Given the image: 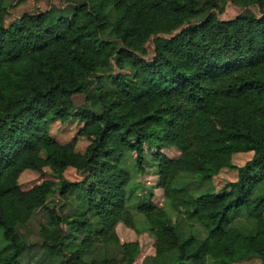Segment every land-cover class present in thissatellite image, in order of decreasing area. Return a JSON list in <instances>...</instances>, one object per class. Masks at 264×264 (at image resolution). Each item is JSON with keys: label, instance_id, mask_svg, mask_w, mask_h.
Listing matches in <instances>:
<instances>
[{"label": "trees", "instance_id": "trees-1", "mask_svg": "<svg viewBox=\"0 0 264 264\" xmlns=\"http://www.w3.org/2000/svg\"><path fill=\"white\" fill-rule=\"evenodd\" d=\"M69 1L73 13L52 7L9 26L0 2V264H23L31 245L20 229L38 210L49 217L45 264H103L96 252L106 247L120 253L114 264H134L139 244L116 231L135 227L130 195L155 237L148 264H264V0H231L246 10L232 20L220 18L221 0ZM77 94H93L100 111H75ZM73 119L90 142L84 153L50 134L53 120ZM241 153L253 156L215 192L213 179ZM133 154L139 172L150 161L171 209L205 238L173 226L152 193L134 195ZM46 168L60 183L20 189L25 172ZM68 169L84 179L64 180Z\"/></svg>", "mask_w": 264, "mask_h": 264}, {"label": "rangeland", "instance_id": "rangeland-1", "mask_svg": "<svg viewBox=\"0 0 264 264\" xmlns=\"http://www.w3.org/2000/svg\"><path fill=\"white\" fill-rule=\"evenodd\" d=\"M6 6H10V14L6 18L7 26L11 25L17 19L21 18L25 13H35L36 11H46L52 7L57 9L67 10V13H73L71 2L69 0H0ZM220 8L222 13L219 16L223 20H232L244 13L246 10L240 7L238 4L231 0H221ZM253 13L259 14V8L257 6H251L249 8ZM148 57L152 58L154 55L153 42L147 44ZM94 94V92H93ZM91 95V97L93 96ZM88 98L84 94H77L74 97V110L76 111L80 106L93 107L96 111H100L99 107L94 106L92 98ZM83 128V122L78 119H73L67 123H63L60 120H53L50 124V134L60 143H74L76 151L84 153L89 146L90 142L86 137H83L80 131ZM149 151V150H148ZM165 155L169 158L176 159L180 156V151L177 149L164 150ZM253 156V153H241L236 154L233 157L234 169H225L218 176L213 179L212 187L215 192H222L227 188L230 183H233L238 178V172L236 167L239 168L245 165ZM136 155L133 154L132 158H127V167L131 171L132 181L130 183L131 190L136 196L149 197L152 193V201L161 209H164L166 213L171 217L173 226L179 227L186 235H194L197 238H205L207 236L206 230L202 226H195L191 229L190 222L183 216L173 211L170 207L168 200L165 197L164 190L156 187L158 177L156 174V168L151 167L150 161L145 166L143 172H139L136 169ZM85 177L84 173H79L74 169H68L64 174V180L72 183L81 182ZM44 181H53L56 184L60 183L61 179L55 176L52 171L46 168L43 172H25L19 179V186L22 191H29L34 186L41 184ZM192 182V180H190ZM188 183V180H185ZM60 196L57 194L49 200V205L59 206ZM63 204V203H62ZM128 209L133 213L134 228L127 225L125 222H121L117 225L116 231L121 243L137 242L139 244V255L136 258L134 264H148L150 258L156 253L155 249V237L150 229L149 222L145 219L143 214H140L137 209L136 200L133 195H130L127 202ZM70 205H66L65 212H69ZM244 217L236 222L238 226L245 225L246 229L249 227V223L243 222ZM49 222L48 214L45 210H38L30 222L20 229V232L28 240L31 248L29 252L23 256V264H45L47 261V253L42 248V239L40 237V230L44 224ZM5 244L3 238V231L0 228V247ZM98 249L96 256L103 261V264H114V261H120V253L117 249L112 247H106ZM116 264V263H115ZM208 264H215L209 262ZM233 264H262V262L256 258L244 260L242 262Z\"/></svg>", "mask_w": 264, "mask_h": 264}]
</instances>
